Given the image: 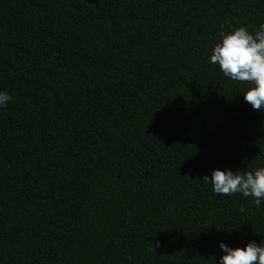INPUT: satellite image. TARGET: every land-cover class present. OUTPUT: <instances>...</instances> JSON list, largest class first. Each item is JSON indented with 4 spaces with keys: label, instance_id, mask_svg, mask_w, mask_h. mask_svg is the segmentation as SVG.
<instances>
[{
    "label": "trees",
    "instance_id": "trees-1",
    "mask_svg": "<svg viewBox=\"0 0 264 264\" xmlns=\"http://www.w3.org/2000/svg\"><path fill=\"white\" fill-rule=\"evenodd\" d=\"M261 23L264 0H0V264L264 244V205L202 181L264 166V111L209 62L222 26Z\"/></svg>",
    "mask_w": 264,
    "mask_h": 264
},
{
    "label": "clouds",
    "instance_id": "clouds-1",
    "mask_svg": "<svg viewBox=\"0 0 264 264\" xmlns=\"http://www.w3.org/2000/svg\"><path fill=\"white\" fill-rule=\"evenodd\" d=\"M209 62L218 65L225 77L232 81L247 82L249 87L243 99L252 109L264 111V23L249 31L237 27L219 32V40L211 49ZM12 100L8 92L0 91V108ZM212 186L217 195L239 194L251 198L256 207L264 205V166L251 171L214 169L211 177L202 180ZM159 247V241L156 242ZM219 256L216 264H264V244L250 240L241 247H230L219 242Z\"/></svg>",
    "mask_w": 264,
    "mask_h": 264
}]
</instances>
